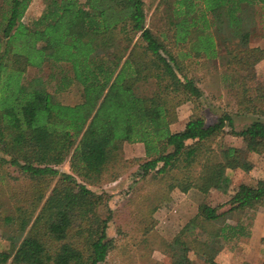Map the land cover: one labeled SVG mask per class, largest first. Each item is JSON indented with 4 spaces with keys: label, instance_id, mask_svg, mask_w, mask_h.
<instances>
[{
    "label": "trees",
    "instance_id": "1",
    "mask_svg": "<svg viewBox=\"0 0 264 264\" xmlns=\"http://www.w3.org/2000/svg\"><path fill=\"white\" fill-rule=\"evenodd\" d=\"M32 1L0 0V227L8 241L0 264H109L116 240L107 201L59 165L70 157L79 176L98 182L124 162L126 142L144 144L133 159L142 178L158 179L155 200L178 189L198 202L164 242L171 264H220L225 243L249 234L239 216L264 204V178L241 183L222 205L203 199L222 189L228 169L252 168L246 152L264 153V119L238 130L231 112L208 123L196 105L182 130L171 124L181 104L202 102L195 71L206 60L239 75L235 114L264 113V96L251 92L264 44L250 45L264 36V0H164L160 32L147 25L145 0H42L28 24ZM46 62L70 64L57 88L77 83L76 103L28 79ZM226 127L244 146L216 142Z\"/></svg>",
    "mask_w": 264,
    "mask_h": 264
},
{
    "label": "rangeland",
    "instance_id": "2",
    "mask_svg": "<svg viewBox=\"0 0 264 264\" xmlns=\"http://www.w3.org/2000/svg\"><path fill=\"white\" fill-rule=\"evenodd\" d=\"M145 5L147 25L156 32L166 30L167 3L164 0H145ZM43 7L42 0H33L23 20L31 24L42 13ZM260 44H264V36L253 39L250 43ZM229 73V70L219 67L211 60H206L205 64L198 66L195 78L203 92L202 102L190 100L181 104L177 109L178 119L173 131L187 123L196 105L200 107L201 114L208 123L214 122L225 112H231L235 128L238 130L257 116L264 119V113L253 114L247 111L244 114H235L238 107L235 87L239 75ZM64 75L68 78L72 76L71 67L67 63L46 62L41 68L30 67L27 72L29 80L39 81L43 88L54 95V89ZM255 75L251 92L253 95L264 96V59L255 65ZM80 90L81 87L74 83L64 93L55 95L56 100L65 103L77 102ZM261 106L264 109V103ZM230 131L231 128L226 127V131L216 138V142L222 146L227 144L244 146L243 139L231 134ZM124 157L126 158L124 162L117 164V168L106 171L100 181L95 183H90L77 174L70 157L59 165V168L73 173L79 181L101 193L107 201L106 208L111 211L107 233L116 240V247L108 255L109 264H171V257L165 251L164 242L171 240L197 212L198 202L178 189H174L160 201L155 200L153 195L158 179H151V174L142 178L140 174L143 171V167L140 166L142 161L128 158L125 153ZM246 158L252 163V168L249 171L241 168L228 169L225 175L227 183L222 189L211 190L204 197V202L214 206L222 205L241 183H252L264 178V153L246 152ZM152 202L155 203V209L152 208ZM228 206L224 205L221 210ZM239 219L247 225L249 234L226 242L216 257L217 261L220 264H263L264 204L257 210L243 212ZM7 247L8 241L3 238L0 227V250ZM200 263L201 261L196 259V264Z\"/></svg>",
    "mask_w": 264,
    "mask_h": 264
},
{
    "label": "crops",
    "instance_id": "3",
    "mask_svg": "<svg viewBox=\"0 0 264 264\" xmlns=\"http://www.w3.org/2000/svg\"><path fill=\"white\" fill-rule=\"evenodd\" d=\"M60 63H65V62H60ZM68 64V63H67ZM70 65V64H69ZM66 76L64 75L63 78H62V81L63 79L65 78ZM71 77V76H70ZM68 78V77H67ZM63 82H60L58 84H62ZM75 82H72L68 87L62 89V90H58L57 86L58 84L56 85L55 89H54V93L56 92H59V93H64L66 90L69 89V87L74 84ZM52 93V92H51ZM60 101V100H59ZM76 103V102H74ZM74 103H66V104H74ZM177 122H174L171 124V129L174 130V127L176 125ZM186 125V123H185ZM184 125V126H185ZM184 126L178 130H182L184 128ZM176 130V131H178ZM124 153L126 154V157L128 158H133V157H142L145 155V149H144V144L142 142H133V143H130V142H126L124 144ZM185 194V193H184Z\"/></svg>",
    "mask_w": 264,
    "mask_h": 264
}]
</instances>
